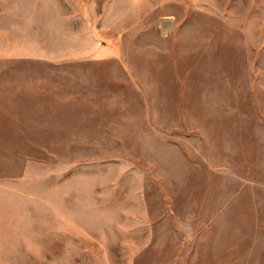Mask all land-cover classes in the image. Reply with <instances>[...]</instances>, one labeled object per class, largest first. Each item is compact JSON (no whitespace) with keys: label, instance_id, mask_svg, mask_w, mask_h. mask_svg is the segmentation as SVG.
I'll return each instance as SVG.
<instances>
[{"label":"rangeland","instance_id":"374dc122","mask_svg":"<svg viewBox=\"0 0 264 264\" xmlns=\"http://www.w3.org/2000/svg\"><path fill=\"white\" fill-rule=\"evenodd\" d=\"M33 3L0 0V264H264V0Z\"/></svg>","mask_w":264,"mask_h":264},{"label":"crops","instance_id":"0c3cea01","mask_svg":"<svg viewBox=\"0 0 264 264\" xmlns=\"http://www.w3.org/2000/svg\"><path fill=\"white\" fill-rule=\"evenodd\" d=\"M34 3L30 6L29 10L24 13L20 14L17 10L14 13L13 16L24 17L25 23L27 25L35 26L36 33L41 34H51L57 31L56 27L60 25H65L67 27L72 26L73 19L74 22H76V19H79L80 24H83L85 27L87 26V18L84 19V16L82 13L79 14V16L75 15L78 12H75L72 14L70 11L69 13L63 12L62 14L57 13L59 10L56 8L55 1L56 0H32ZM77 11V10H76ZM75 15V16H74ZM30 18V19H26ZM83 22V23H82ZM49 38V35H47V39ZM36 59L43 61V63H52L56 58H53L51 56H41L36 57ZM78 59H84V58H78ZM42 105L50 104V97L51 93L49 88L47 90H42Z\"/></svg>","mask_w":264,"mask_h":264}]
</instances>
